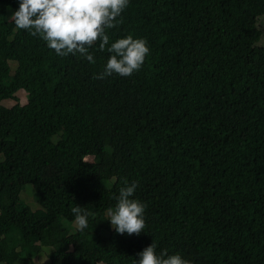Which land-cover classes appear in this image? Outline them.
<instances>
[{
    "label": "trees",
    "instance_id": "16d2710c",
    "mask_svg": "<svg viewBox=\"0 0 264 264\" xmlns=\"http://www.w3.org/2000/svg\"><path fill=\"white\" fill-rule=\"evenodd\" d=\"M18 8L0 0V264H135L153 242L264 264V0H130L108 47L131 34L150 54L103 80L107 48L58 56ZM125 179L147 205L139 236L107 221ZM27 183L41 208L21 203ZM76 205L88 226L72 232Z\"/></svg>",
    "mask_w": 264,
    "mask_h": 264
},
{
    "label": "clouds",
    "instance_id": "9594fccd",
    "mask_svg": "<svg viewBox=\"0 0 264 264\" xmlns=\"http://www.w3.org/2000/svg\"><path fill=\"white\" fill-rule=\"evenodd\" d=\"M130 0H19V8L10 17L15 27L27 31L33 37L46 42L47 47L61 57L77 55L85 57L95 64L90 49L99 42V51H107L110 57L99 74L93 79L103 80L117 74L130 77L141 70L150 54L148 41L134 38L129 34L110 43L106 30L114 29L122 20H118L128 8ZM117 203L106 210L107 221L120 235L139 236L143 233L145 210L147 205L133 198L138 184L123 181ZM75 223L81 230L88 226V213L84 207L76 205L71 209ZM153 242L138 253L135 264H191L180 254L169 255L168 250L158 254Z\"/></svg>",
    "mask_w": 264,
    "mask_h": 264
},
{
    "label": "rangeland",
    "instance_id": "374dc122",
    "mask_svg": "<svg viewBox=\"0 0 264 264\" xmlns=\"http://www.w3.org/2000/svg\"><path fill=\"white\" fill-rule=\"evenodd\" d=\"M262 42H263V40H262ZM257 43H259V41ZM10 63L12 64L13 62H10ZM16 96L18 97L20 103L26 102V92L23 89L18 90L16 92ZM3 103L7 106H11L15 103V101L14 100H4ZM2 157H3L2 154H0V160L2 159ZM20 200H21V203L28 205L32 210L41 208L40 204L35 199L33 186L30 183H27L25 185L24 190L21 191ZM2 216H3V212L0 211V218ZM77 228H79V226L75 223V221L69 227L70 231H72V232L75 231ZM39 256H40L39 261L42 264L48 263V257L46 255V253H42Z\"/></svg>",
    "mask_w": 264,
    "mask_h": 264
}]
</instances>
